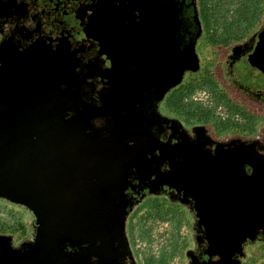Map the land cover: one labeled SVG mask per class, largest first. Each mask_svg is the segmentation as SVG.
<instances>
[{"label": "water", "instance_id": "obj_1", "mask_svg": "<svg viewBox=\"0 0 264 264\" xmlns=\"http://www.w3.org/2000/svg\"><path fill=\"white\" fill-rule=\"evenodd\" d=\"M48 6L0 50V197L30 205L38 224L20 249L0 241V264L92 263L98 240L125 255L140 191L194 201L203 258L242 253L264 234V147L190 138L156 109L198 68L195 0ZM247 60L264 79V29Z\"/></svg>", "mask_w": 264, "mask_h": 264}, {"label": "trees", "instance_id": "obj_2", "mask_svg": "<svg viewBox=\"0 0 264 264\" xmlns=\"http://www.w3.org/2000/svg\"><path fill=\"white\" fill-rule=\"evenodd\" d=\"M238 2L239 0H215L213 4L208 6L205 24L201 20L202 13L200 14L199 11V21L202 26V31L197 41L199 43L210 41L211 43L208 44L207 42L206 44L213 48V46L224 45L222 43L226 44L231 41H240L241 38L246 39L249 36L245 37V34L255 32L260 23V18L255 19V15L258 13L259 16H263L264 0H242L241 4H238ZM252 2L261 4L258 5L259 7L255 5L253 8ZM234 9L240 12L236 18L231 16L234 13ZM185 71L181 81L177 85L169 88L171 90H168L162 98V100H165L168 97V93L170 94L177 87L180 89L182 96L181 102L179 104H173V108L178 111L182 126L187 129L191 127L186 122L189 118H193L192 116L195 114L206 116L209 113L208 109L211 101L215 100V98L227 101L233 110L244 108L234 98V95L230 94L228 90L226 91L218 83L214 77V72L213 74L211 72V78L207 69H204L201 73L187 71L188 75H186ZM192 89L197 93L194 94L193 92L189 96L187 93ZM166 95L167 97L165 98ZM237 118H239L237 112L223 113L222 116L216 115L212 126L204 124V127L219 139H224V137H244L241 135L245 132L251 136L257 134V123L244 122L238 126L232 123ZM133 194H136L133 200L138 201V204L128 217V226L133 238V247L135 248L136 254L140 257L141 264H172L177 257L183 255L185 245L188 243L186 238L191 234V229L190 227L188 228V224L190 222V225L192 224L191 210L182 203L181 198L178 201L173 200L164 191L157 193L140 191L133 192ZM160 195H164V197L162 198ZM0 198L9 201L5 198ZM15 204L23 206L31 216H35L30 205ZM186 210L188 215L186 214ZM14 216L15 212L9 213V217L13 219L11 221L12 228L14 227L16 229L23 215L18 214V218ZM5 222L2 223V225L4 224L2 227L8 226L5 225ZM8 222L6 223L9 224ZM161 225H166L167 228L157 234L156 231ZM183 229H186L185 234L182 233ZM16 233L22 234L23 231L21 229ZM160 240L161 242L159 243Z\"/></svg>", "mask_w": 264, "mask_h": 264}, {"label": "flooded vegetation", "instance_id": "obj_3", "mask_svg": "<svg viewBox=\"0 0 264 264\" xmlns=\"http://www.w3.org/2000/svg\"><path fill=\"white\" fill-rule=\"evenodd\" d=\"M50 0H0V50L3 49L8 42L12 41L19 33V30L22 27L28 26L30 17L35 16L37 14H43V13H49L50 10L48 4ZM195 12H196V20L199 24V33L195 39L194 43V50L198 58V68L196 70H186V75H188L187 71H194L197 73H201L206 69L208 62H210L214 54H216L220 59H228L229 67L230 64L234 62V59L243 57L242 59H246V56L251 50L253 49V46L255 45V42L257 41L258 33L264 29V12L263 16L260 17V23L259 27L255 32H253L248 38L243 39L241 38L240 41L236 42H230L226 43L222 46H213L209 47L206 43L198 42L199 35L202 31V26L199 21V10H198V3L197 0H195ZM199 51V52H198ZM200 54H198V53ZM211 53L212 59H207L206 54ZM201 56V58H200ZM202 60V61H201ZM212 62V61H211ZM248 63V62H247ZM225 68V65H223V70ZM218 67L216 66L214 71V77L218 81V83L228 90V92L232 95H234L235 99L241 103V105L245 108L246 111L254 113L255 116H260L261 118H264V100L262 101V97L264 98V88L259 86H254L255 89L251 91L248 94L244 93H238L234 92L230 88L224 87V84L221 83V74L217 72ZM249 72V71H248ZM250 74V72H249ZM185 82V81H184ZM177 87L174 89L167 99L163 102V111H161V108L159 107V102H157L156 109L161 117L167 118L169 121H173L178 125L179 129L184 130L190 138H200L202 136H207L209 139L223 143V144H230L239 142L241 144L249 143L256 141L260 143L264 147V126H261L260 123H257L258 125V132L254 136L247 135L244 137H224V139H219L218 137H215L214 134L211 133L210 130L206 129L204 126H194L193 129L186 128L181 125L180 123V116L178 111L173 108V104H179L181 102V94H180V102H174L170 103L173 94L178 90ZM180 90V89H179ZM207 94V93H206ZM205 94V95H206ZM203 95V92H202ZM248 98H246V96ZM167 192L171 199L173 200H181L178 195L171 196V194L168 191ZM132 197H136V194L131 193ZM184 205H186L191 213L192 216V227H191V234L189 237L187 236L188 243L185 245V250L183 252V255L181 257H177L173 263L175 264H220L216 263L213 260H207L201 256L203 251L207 248L206 243L204 242L203 238L201 237L203 233V228L201 224L198 222L196 215H195V203L192 201L191 203H185L182 201ZM138 201L133 200L132 208L127 214L126 221H125V234L127 239V249L124 255V250H119V246L117 244H112L109 248H101L100 243L101 241H97V243L92 244V253L93 258L92 263L88 262V259L86 258L84 253H81V256L75 258V261H70L66 256L65 257H59V259L62 261V264H75L76 260L80 258V261H78L79 264L81 262H84L85 264H141V260L138 254H136L135 248L133 247V238L129 231V215L130 213L137 207ZM30 229L28 231V234L23 235H7L0 233V236L2 237L0 241H2V244L9 243L11 248L13 249H20L24 245L28 243H32L35 238L36 230L38 227V224L36 222L35 216L30 217L29 222H27ZM264 234H259L255 239L252 241H247L242 244V253L235 254L233 257H229L227 259L222 260L221 264H245V260H247L248 257H246L245 252V244H251L253 243L258 237L263 236ZM18 238V239H16ZM115 237L112 236L110 238V241H112ZM113 242V241H112ZM67 243H71V245H74L72 240L69 239ZM118 243V242H116ZM88 244V243H87ZM119 244V243H118ZM73 247V246H71ZM258 248H264V244L261 243L257 245ZM120 251V253H119ZM12 253H18L16 251H11ZM256 251L253 252V254L249 255V257L255 255ZM124 255V258L122 260V257ZM172 263V264H173ZM254 264V263H252Z\"/></svg>", "mask_w": 264, "mask_h": 264}, {"label": "rangeland", "instance_id": "obj_4", "mask_svg": "<svg viewBox=\"0 0 264 264\" xmlns=\"http://www.w3.org/2000/svg\"><path fill=\"white\" fill-rule=\"evenodd\" d=\"M242 1V0H241ZM241 1L239 0L238 4H241ZM245 1V0H244ZM215 2V0H197L198 3V10L200 11L201 15V20L202 22L205 24L206 23V11L208 9V6L210 4H213ZM261 3H257V2H252V7L254 8L255 5H257L256 7H259L258 5H260ZM260 9V8H259ZM240 14L239 10L234 9V13L231 14V16L233 17H238ZM255 19L260 18L261 16H259V14L257 13ZM259 16V17H258ZM254 19V20H255ZM257 21V20H256ZM251 34H245V37L250 36ZM208 44L211 43L210 41H207ZM206 42V43H207ZM225 44V43H222ZM214 48V47H213ZM199 52V51H198ZM197 52V53H198ZM199 54V53H198ZM200 55V54H199ZM201 58V56H200ZM206 58L212 59V55L211 53H207L206 54ZM243 57L241 56L240 58H236L234 59V62L230 64L228 63V59H220L216 54H214L213 59L208 62L207 64V72L208 74H210V77L212 78V74L215 71L216 66L218 67L217 72L220 73L222 82L224 84V87L230 88L231 90H233L234 92H239L238 93H244V94H248L251 91H253L255 89L254 86H259V87H263L264 88V79L261 76H257L256 72L254 71V69H252L249 64L247 63V56L246 59H242ZM202 61V60H201ZM223 65H225V68L223 70ZM250 74H249V72ZM212 72V74H211ZM238 88V90H237ZM171 90V89H170ZM169 90V91H170ZM194 89L190 90L187 94L190 96L192 95V93ZM197 92H194V94ZM180 94L181 91L178 89L175 94H173L172 98L170 97L171 101L170 103H174L180 102ZM169 96V93L167 94ZM167 95L165 96V98L167 97ZM246 96V95H245ZM246 98H248L246 96ZM262 101L264 100V98H261ZM163 102L164 100L159 102V107L161 108V111H163L162 107H163ZM165 103V102H164ZM208 114L206 116H201L200 114H195L192 117L193 118H189V120H187L186 124L188 126L191 125V127H189L190 129H193L194 126H205L206 125H211L214 122V118L216 117V115L222 116V114L224 113H228V112H237L238 117L237 119H235V121H232L233 124L235 125H241L244 122H255V123H260L261 126H264V118H261L260 116H255L254 113L252 112H246V110L244 108H239L238 110H233L230 107V104L222 99H218L215 98V100L211 101V104L209 106L208 109ZM231 119V118H230ZM241 135V134H240ZM247 136V132H245L243 135L241 136ZM160 197H164V195H160ZM11 212H15V216L17 217L18 214L23 215L22 219L20 220V222L18 223L19 226L16 227V229L13 227L12 228V223L11 221H13V219L11 217H9V213ZM186 214L188 215V212L186 210ZM186 215V217H188ZM31 214L25 210V208L21 205L6 201L4 199L0 198V233L3 234H7V235H23V234H28V231L30 229L29 225L27 224V222H29ZM18 218V217H17ZM12 219V220H11ZM8 222L9 224H7L6 222ZM5 222V225L8 226H4L2 227V223ZM191 223V222H190ZM190 223L188 224V228L192 227V224L190 225ZM14 225H16L15 222H13ZM167 228L166 225H161L158 227L157 229V234H159L162 230H165ZM22 229L23 233L19 234L16 233L18 231H20ZM126 233V232H125ZM183 234L186 233V229H183L182 231ZM18 239V238H16ZM161 242V240L159 241V243ZM263 243L264 244V235L261 237H258L253 243L251 244H245V252H246V257L247 260H245V264H264V248H258L257 245ZM157 246V244H156ZM155 246V247H156ZM256 251L255 255L251 257H249V255L253 254V252ZM175 264V262L173 263Z\"/></svg>", "mask_w": 264, "mask_h": 264}]
</instances>
